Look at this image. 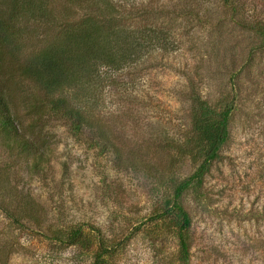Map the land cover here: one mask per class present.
Here are the masks:
<instances>
[{"label":"rangeland","instance_id":"374dc122","mask_svg":"<svg viewBox=\"0 0 264 264\" xmlns=\"http://www.w3.org/2000/svg\"><path fill=\"white\" fill-rule=\"evenodd\" d=\"M45 1L52 20L22 16L18 50L0 65L28 147L7 148L0 132V264H94L98 254L100 264H264V0H109L117 26L160 31L164 43L129 52L123 69L97 66L87 89L59 95L19 67L106 11L101 0ZM192 94L231 114L218 157L178 200L189 218L184 260L180 221L165 211L203 161L189 150ZM57 97L87 125L51 105Z\"/></svg>","mask_w":264,"mask_h":264},{"label":"trees","instance_id":"16d2710c","mask_svg":"<svg viewBox=\"0 0 264 264\" xmlns=\"http://www.w3.org/2000/svg\"><path fill=\"white\" fill-rule=\"evenodd\" d=\"M228 1V0H224ZM102 10L106 17L85 18L78 25L66 27L56 42L50 43L28 59L19 67L22 75L31 79L48 95L60 94L65 91L74 93L87 89L95 74L97 66L106 65L113 70L123 69L129 63L131 54L149 47L150 43H164L162 32L148 29L142 36L131 35L125 27L117 26L109 16L115 11V5L109 0H101ZM26 18L39 22H49L53 15L46 9L45 0H0V65L3 55H15L18 50L15 46L19 33L20 19ZM264 36V29L260 31ZM130 48V49H129ZM125 56V57H124ZM124 57V58H123ZM128 57V59H126ZM132 61V60H130ZM78 96V94H77ZM193 114L191 116L193 139L190 149L199 152L203 161L197 170L186 180L177 184L173 193L171 207L166 214L175 215L180 221L179 247L183 259L187 260L188 248L181 233L189 227L187 212L179 204L181 194L193 182L199 185L208 164L218 157V151L228 138L229 117L231 107L215 112L208 107L198 96L192 94ZM51 105L63 109L64 114L75 119L79 125H87V119L80 110L68 106V102L61 98L50 102ZM50 105V106H51ZM0 132L6 139L12 140L11 145L21 147L22 152L27 150V141L19 134L13 119L7 110V101L0 91ZM189 152V151H188ZM80 231L71 232L69 244L79 242ZM86 243L82 242L79 246ZM102 257L97 255L94 264H100ZM79 262V258H76Z\"/></svg>","mask_w":264,"mask_h":264}]
</instances>
